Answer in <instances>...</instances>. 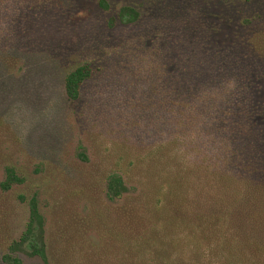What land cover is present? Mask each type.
Wrapping results in <instances>:
<instances>
[{"label":"rangeland","instance_id":"374dc122","mask_svg":"<svg viewBox=\"0 0 264 264\" xmlns=\"http://www.w3.org/2000/svg\"><path fill=\"white\" fill-rule=\"evenodd\" d=\"M124 7L139 13L133 24L119 21ZM182 35L209 54L196 51L199 76L205 59L212 77L227 74L219 86L228 92L244 96L241 75L264 74V0H0V184L7 168L21 180L0 187V264H16L4 255L18 264H150L140 244L158 210L173 219L178 203L201 211V160L214 154L201 148V116L188 117L198 105L189 94L175 106L157 96L171 88L166 76L178 82L167 65ZM84 64L91 74L72 101L64 78ZM113 173L128 190L120 199L107 194ZM33 197L47 262L27 242L9 248Z\"/></svg>","mask_w":264,"mask_h":264},{"label":"trees","instance_id":"16d2710c","mask_svg":"<svg viewBox=\"0 0 264 264\" xmlns=\"http://www.w3.org/2000/svg\"><path fill=\"white\" fill-rule=\"evenodd\" d=\"M118 17L122 24H133L139 13L132 7H124ZM182 37L173 42L176 52L171 47L170 54L175 58L167 65L170 72L178 75V82L166 76V84L171 88H165V94L157 96L160 95L165 106L164 100L168 106H175L184 94L191 95L190 99L195 100L193 103L198 106L189 109L188 117L193 120L195 115L201 116V148L212 151L214 156L209 155L211 158H208L206 154L207 159L201 160V211L190 210L186 202L177 205L181 210L177 213L183 218L178 215L173 219L168 212L158 210L160 217L149 231L146 230L148 236L140 244L143 256L148 253L153 256L148 259L150 264H264V74L259 77L241 75L243 77L240 78L249 84L246 95L243 96L236 88L228 92L219 86L227 74L212 77L213 68L209 69L204 64L205 59L199 61V76L197 60L203 54L204 46L197 38ZM184 47L196 61L187 59V56L182 58L181 48ZM198 50L201 54L196 52ZM157 69L156 66L150 72ZM90 74V67L84 64L65 76V94L70 100L79 98ZM201 86L211 93L203 92L201 97ZM181 173L193 174L191 170H179L176 175L185 180ZM20 182L15 171L7 168L6 179L0 187L7 192ZM170 187L166 186L167 197L175 195ZM127 191L122 176L116 173L109 175L107 194L110 199H120ZM28 206L30 217L26 230L20 241L13 242L9 248L16 251L27 242L29 254L45 262V245L35 235L36 226L43 223L36 198H31ZM234 218L242 225L231 226ZM3 259L19 263L10 255H4Z\"/></svg>","mask_w":264,"mask_h":264}]
</instances>
